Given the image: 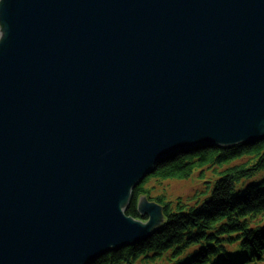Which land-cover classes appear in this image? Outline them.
<instances>
[{
	"label": "water",
	"instance_id": "obj_1",
	"mask_svg": "<svg viewBox=\"0 0 264 264\" xmlns=\"http://www.w3.org/2000/svg\"><path fill=\"white\" fill-rule=\"evenodd\" d=\"M263 139L264 0H0V264H95L156 165Z\"/></svg>",
	"mask_w": 264,
	"mask_h": 264
},
{
	"label": "trees",
	"instance_id": "obj_2",
	"mask_svg": "<svg viewBox=\"0 0 264 264\" xmlns=\"http://www.w3.org/2000/svg\"><path fill=\"white\" fill-rule=\"evenodd\" d=\"M212 183L187 199L154 198L150 181L205 179ZM145 196L163 208V222L140 242L112 250L95 264H264V139L227 148L201 147L163 160L131 194L125 215Z\"/></svg>",
	"mask_w": 264,
	"mask_h": 264
},
{
	"label": "rangeland",
	"instance_id": "obj_3",
	"mask_svg": "<svg viewBox=\"0 0 264 264\" xmlns=\"http://www.w3.org/2000/svg\"><path fill=\"white\" fill-rule=\"evenodd\" d=\"M206 177L205 179H200L198 181L197 176H194L189 181H168L163 182L161 184H158L155 181H150L148 184H146L144 187L146 189H153L150 192V196L152 198L164 195V199L167 201L174 200L176 198H184L187 199L189 197L194 196V194L197 191H202L203 189L201 187H205L202 182L205 183H212L214 177V173L211 170L205 171ZM202 189V190H201ZM149 201V200H148ZM152 202V201H150Z\"/></svg>",
	"mask_w": 264,
	"mask_h": 264
}]
</instances>
